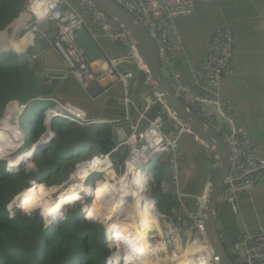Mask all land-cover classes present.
<instances>
[{
    "label": "built area",
    "instance_id": "1",
    "mask_svg": "<svg viewBox=\"0 0 264 264\" xmlns=\"http://www.w3.org/2000/svg\"><path fill=\"white\" fill-rule=\"evenodd\" d=\"M111 1L124 9L138 27L149 35L155 43L158 63L161 67H165L169 71L167 82L172 93L184 105L192 110L195 115L202 120L204 125L216 134L219 140L228 149V174L218 199L217 211L219 212L223 205H228L230 211L235 213L236 201L239 198L249 196L252 192L254 185L253 175L264 172V156H262L260 149L249 140L246 130L234 123L231 115V108L222 97L223 78L230 74L229 65L237 53V35L233 30L227 27L220 26L211 30L210 36L204 46V55L197 66L193 67L191 70L194 82L206 86L205 92L200 93L192 85L182 83L180 74L174 69L173 63L174 54L182 51L184 46L176 21L192 16L197 5L210 3L220 4L234 0ZM38 4L40 6L42 5L44 16L40 17L35 13H31L30 21L32 23L28 22L24 27L25 29L29 27L25 34L31 32L35 35L34 43L26 46L22 52H17L16 54H27L29 50L33 49L37 39H43L46 47L56 52L62 60L65 66L66 76L72 77L82 90L86 91L94 83L103 87L101 83L107 75L112 81L117 80L122 84L125 110L130 106L138 115L137 120H128L127 112L125 113L126 116L124 121L129 123L127 125L129 134H126L124 128L121 127L118 122L91 119L87 117V114L81 109L71 107L68 104L62 105L54 99V106L44 112L46 120L49 118L50 121V119H53L52 117H63L80 127H89L93 125L108 126L107 128L110 127L112 131H115V136L113 138L114 145L110 152L106 154L99 152L86 159H78L77 163L74 165L73 172H75L79 166L97 163L100 170L92 172L86 183L93 188L96 185L95 180H98L96 179L97 176H101L102 179V173L104 172L103 168L106 167L107 170L110 169L115 171V162L110 158V154L115 153L119 169V174L115 171L117 177L124 175L130 163H133L136 169L144 171L151 177L149 183L147 180H143L145 181L146 187L145 195L153 201L154 207H157L155 200L150 196V188L152 184H155V174L149 169V165L165 163L166 157L169 156L168 164H170L172 168V182L176 184L177 170L174 157L176 154L175 151L178 149V141L182 136L191 137L193 142L201 146L204 158L211 162L213 171L212 177L206 183L201 195L188 196L190 200H193L194 211H190L189 208L184 205L182 195L175 191L173 199L176 201L177 208L170 210L171 215L160 214L167 217L170 223H173L175 230L176 228L180 229L177 235L180 239V246L182 245V241L187 243L194 238H202L211 253V258H213L214 263L218 264L219 258L213 254L211 245L208 240L205 239L207 237L204 233L202 222L208 191L211 187V180L214 178L218 169L216 156L209 150L204 142L190 131L189 128H186L177 120L160 94L150 93L149 95H144L143 90L141 91V89H139V105L137 106V104L135 105V103H133L130 97H133L132 90L137 84L134 81L129 84V80L134 78V75L131 69L121 72L120 66L123 64L130 65L133 71L140 72L143 76L147 75L148 72L128 34L119 27L113 18L108 17L90 0H38ZM27 7L28 5H26L25 11ZM43 25L49 26V29L53 28L51 31L53 33H42L40 31V26L42 27ZM82 30L87 32L90 39L100 50L101 58L98 60H103L106 63L105 70L93 67L91 63L88 62L83 49L77 44L75 35ZM18 33L19 30L14 33L16 40H20L24 36H19ZM101 39L111 45L117 46L120 52L119 55L115 58L102 56V49L100 46ZM154 105L159 106L155 120L149 122L148 127L144 131L139 132V121L143 118L144 113ZM206 107H208V109H206ZM209 107L214 108V110L209 109ZM21 110L20 115L24 107H21ZM53 111H56V113ZM20 115L18 116V126ZM219 119L227 121L229 123V128L225 129L223 123L219 122ZM44 125L46 128L45 132L39 137L35 144H37L47 132V122ZM163 126H166L170 131V137L164 133ZM21 132L22 146L19 148V153L27 149L24 148L26 141L25 134L22 130ZM55 139L56 135L53 133V136L44 146L50 145ZM122 152H125V154ZM123 155L124 157H122ZM5 171L6 169L4 167V172ZM73 172L69 175V180H72L71 177ZM37 177L35 179H41L39 175ZM29 184H31V182H29ZM167 190L168 182L162 181L159 186L160 193L169 195ZM86 199L88 202H86ZM91 200L92 196H87L82 201L76 202L75 208L78 205L80 209L78 214L80 219L89 223L98 224L103 228L104 242L107 241L106 245L105 243L104 245L109 253L105 260V264H107V259L111 251L107 246L108 240L105 224L92 221L84 216L85 211L83 204H87ZM127 201L131 200L128 198ZM13 204L14 206L16 205L14 202ZM7 211L9 212L10 218L14 217L16 211L21 212L17 206L15 208L11 207L7 209ZM173 219H176L175 223ZM42 222L43 229L54 223L46 224L43 220ZM181 223L184 226H181ZM148 239L151 242L154 240V238ZM112 247L114 250L117 248L114 241H112ZM240 247L244 248V260L238 257ZM232 250L235 252L234 256L231 258L233 264H264V228L259 229L255 234L243 235L238 242L233 244ZM170 252L171 251H165L164 254ZM227 252L229 253V250H227Z\"/></svg>",
    "mask_w": 264,
    "mask_h": 264
},
{
    "label": "crops",
    "instance_id": "2",
    "mask_svg": "<svg viewBox=\"0 0 264 264\" xmlns=\"http://www.w3.org/2000/svg\"><path fill=\"white\" fill-rule=\"evenodd\" d=\"M176 25L184 46L182 51L177 52L173 56L174 69L180 74L182 83L192 85L200 93L205 92L206 86L194 82L191 70L201 61L204 55V46L210 36L211 30L221 26L227 27L236 33L237 53L229 65L230 74L223 78L222 97L231 108V115L234 123L246 130L249 140L260 149L262 156H264V0H234L220 4L210 3L197 5L192 16L177 20ZM52 30L53 28L49 29V26L43 25V30L41 32L44 34H51L53 33L51 32ZM12 36L15 35L13 34ZM42 42L43 39H37L33 49H37L38 45L42 44ZM100 43L102 56L115 58L119 55L120 52L117 46L111 45L103 39L100 40ZM1 53H14L16 57L22 58L28 62L29 71L31 73L22 88L27 86L30 82L33 71L36 68H42L48 72L50 71L55 77L66 72L65 66L62 64L58 54L46 47L42 55L43 59L40 62L36 61L35 56V58H32V55L16 54L17 52L14 50ZM97 62L94 61L91 65L93 66ZM127 69H131L134 75V78L129 80V84L133 81L137 84L132 90L133 97L130 98L133 103L138 106V90L141 89L143 85H146V77L140 72L133 71L130 65L123 64L120 66L121 72ZM101 84L103 87L99 85L102 91L99 98V100L101 99L100 106L92 105L94 104L93 102L87 101L85 93L83 92L84 90L78 86L74 79L69 81L66 79V82L62 85L63 88L61 90L63 94L61 95V99L38 100L25 107L19 119L32 116L34 108L36 110L35 116L28 119V126L25 128L27 134L22 127H20L25 134V142L27 143L32 139L28 148L33 146L38 138L45 132L46 128L44 124L46 123L45 121H47L45 115L43 117L42 130L36 131L35 128L30 127V124L35 121L41 109L45 107L49 109L54 106V99L62 105L68 104L82 111L86 110V112L88 110L87 114L91 119L114 121L118 118H125V113L128 111L129 107L125 110L122 84L117 80L112 81L111 78L106 82L103 81ZM143 92L144 95L150 94V92L145 90H143ZM52 118L53 129L55 123L59 122L57 127L60 130L62 139H64L65 134H67L64 133V131L75 132L73 136H70L66 146L69 147L77 144L81 146L91 145L93 146L91 151L93 154L90 153L91 155L99 153L97 145L92 143L80 144L78 142V134L84 130L88 131L90 128H103V131L96 129L99 132L95 137L92 136L96 140H103L109 137L113 132L110 127L107 128L108 126L93 125L89 127H80L63 117ZM222 122L224 128L228 129L229 123L227 121ZM54 133L56 139L36 155L35 161L38 156L45 157L48 161L50 160V162L56 160L54 158L55 156L53 157L54 154L52 149L56 147L59 140L55 130ZM164 133L170 137L171 133L168 129L164 131ZM178 142V149L175 151L176 154L174 157L177 170L176 184L172 182V168L170 164H168L169 156L166 157V162L162 163V165L167 168L164 176L170 179L167 190L169 195H162L165 196V198L168 197L169 203H175L171 205L168 210L177 208L176 201L173 199L175 191L182 195V201L184 205L187 206L186 200H190L188 196L201 195L206 183L211 179L213 173L211 162L204 158L203 150L199 144L193 142L191 137L187 136H182ZM122 153L124 154V152ZM81 156L82 153H78L76 157H67L64 153V160H60L59 165L64 163V166L72 168L71 163L73 161L88 158H82ZM63 169L64 167L57 166L54 169H48L47 172L37 171L36 177L39 175L45 180L50 178L51 175L54 176L61 172ZM155 178H157L158 183L160 181H166L164 177H159V179L155 175ZM253 179L254 185L251 194L239 198L236 201L235 213L230 211L228 205H223L219 211V222L224 227L221 233V240L226 250L233 251V244L238 242L243 235L255 234L259 229L264 228V172L256 174ZM160 204L161 202H158L157 206Z\"/></svg>",
    "mask_w": 264,
    "mask_h": 264
},
{
    "label": "bare ground",
    "instance_id": "3",
    "mask_svg": "<svg viewBox=\"0 0 264 264\" xmlns=\"http://www.w3.org/2000/svg\"><path fill=\"white\" fill-rule=\"evenodd\" d=\"M24 13L28 17L22 23L14 25L17 31L21 29L20 27L26 26L28 22H31V13H35L40 17L44 16L43 7L38 4V0H31ZM34 39L35 35L31 32L25 34L20 40H16L15 36L0 33V49H13L15 52H22L26 46L34 43ZM93 66H98L102 70L106 69V63L103 60H98ZM108 79L110 78L106 75L104 82ZM13 104L18 105L15 101L11 103V105ZM21 111L19 105L13 106L8 117L0 120V143L4 148L3 152L4 150L8 152V155H4L5 157L18 156L17 152L21 147L20 143H22V132L17 121ZM53 112L56 113V111ZM46 122L47 132L37 143V148L35 149L31 146L27 152L23 151L21 155L27 156V153L38 152L39 149V152L42 151L41 149L44 147V144L53 136L52 131L48 128L49 118ZM0 159L5 160L1 156ZM9 167L8 164V172H11L10 170L13 172L21 166L15 170ZM97 170H100L97 163L79 166L73 172L72 180H70L71 183L68 182L70 184L66 188V191H64L65 189L61 191L60 186L45 188L41 191L32 190L26 196L23 195L19 199V205L25 212L26 210H30L27 207H42V216L44 221L47 220L45 223L50 224L54 222L58 224V214L63 208H67L70 205L73 206L72 203L78 200L79 195V201L82 200L83 195L85 197L92 196L94 201L90 207H84V215L93 217L90 220L105 224L106 230H114V232L120 235H127L131 232V236L126 243L132 245V235L137 238L138 247L143 249V264H215L202 238H194L180 246V239L177 236L180 229L176 228L175 230V226L169 222L167 217L158 214L153 201L145 195L146 187L143 180H147L149 183L151 177L144 171L136 169L134 164L130 163L124 175L117 177L115 171L107 170L105 167L103 168L102 179L95 180L96 185L93 188H88L86 184L88 177L92 172ZM55 192H58L59 195L53 199L51 195ZM24 196L25 204L22 200ZM128 198L131 200L130 205L126 202ZM92 206L93 208L91 209ZM90 209L92 212L89 214ZM45 215L49 218L53 217V219H48ZM181 226H183L182 223ZM148 238H154V240L151 242ZM205 239L208 240V238ZM132 251L136 252L137 250L131 248L129 254L134 256L131 254ZM165 251L171 252L164 254Z\"/></svg>",
    "mask_w": 264,
    "mask_h": 264
},
{
    "label": "trees",
    "instance_id": "4",
    "mask_svg": "<svg viewBox=\"0 0 264 264\" xmlns=\"http://www.w3.org/2000/svg\"><path fill=\"white\" fill-rule=\"evenodd\" d=\"M25 2L27 4L28 0H0V30L4 29L13 20V24H17L27 19L28 15L22 12ZM0 32L6 33L4 31ZM30 73L29 64L26 60L16 57L14 53H0V114L9 100H15L16 93L27 82ZM11 106L18 105L13 104ZM46 109V107L41 109L35 121L30 124V127L35 128L36 131L43 128V117ZM25 133L27 134V130H25ZM59 144L52 149L56 160L48 163L51 165L49 169H54L59 166L60 160H64L62 149L56 153ZM3 149L0 143L2 152ZM2 152L0 151V156L9 162V168L14 170L19 165L23 166L34 158L29 154L30 152L27 153V156L21 155V152L17 157H5ZM5 160L0 159V264H105L108 250L104 246L103 228L98 224L89 223L78 218L79 208L76 207L73 210H77V212L66 213L63 221L43 229L42 220L44 221V218L41 212L37 213L38 215L27 216L26 212L20 207L18 200L34 190L32 183L37 179L31 176L27 179V174L23 171L10 176L18 172L19 169L8 172ZM76 163L77 161L71 163V172H73ZM30 181L31 184H29ZM47 182L46 180L42 183ZM15 195L16 198L13 202L21 212L24 211L26 216L32 220L25 217L20 211H16L13 218L9 217L7 205ZM25 196L22 198L24 203ZM46 217L50 219L48 216ZM62 217L63 215L58 218V221ZM85 217L88 218L89 216ZM106 235L107 246L111 251L107 264H120L123 245L118 241V238L124 240L126 236L120 235L114 230H106ZM99 240L100 246L97 244ZM111 240L115 242L117 247L115 250L112 247ZM131 240L135 249H137L136 252L132 251L131 254L137 255L139 254V248L134 243L136 241L134 235H132Z\"/></svg>",
    "mask_w": 264,
    "mask_h": 264
},
{
    "label": "water",
    "instance_id": "5",
    "mask_svg": "<svg viewBox=\"0 0 264 264\" xmlns=\"http://www.w3.org/2000/svg\"><path fill=\"white\" fill-rule=\"evenodd\" d=\"M94 3L103 13L108 17L113 18L119 27L128 34L130 40L136 48V51L141 58L143 64L145 65L148 74L146 77V85L141 87L142 90L148 91L150 93H158L161 95L163 101L170 109V111L175 115L178 121H180L186 128L196 135L202 142L207 145L209 150L216 156L218 162V169L214 178L211 180V187L208 191L205 210L203 212V228L208 242L211 245L212 252L215 256L219 258L218 264H233L231 258L228 256V252L224 247L221 240V233L224 227L219 222L220 214L217 211V203L225 184V179L228 174L229 168V151L225 145L219 140V138L211 130H209L202 120L198 118L195 113L190 110L186 105H184L171 91L168 86L167 78L169 76V71L165 67H161L157 59V50L155 43L152 41L149 35H147L143 30H141L138 25L132 20L131 16L117 4L111 0H90ZM13 22L6 26L3 31H7L11 28ZM47 26V25H46ZM43 30V26H40V31ZM75 40L77 44L83 49L88 62L92 63L99 58H101V52L93 43V41L88 36L85 30H82L75 35ZM45 43L38 45L37 49H32L27 52L28 55L36 57V61L40 62L43 59V53L45 51ZM47 48V47H46ZM10 50L1 49V52H9ZM62 61V60H61ZM63 64V62H62ZM64 65V64H63ZM66 79L73 80L70 76H66V72L62 75L53 76V74L42 68H36L33 71L32 79L24 88L20 89L15 95V102L20 107H27L34 101L40 100H50L53 98L61 99L62 85L66 82ZM141 90V91H142ZM88 102H93L96 106H100L101 99L100 95L102 91L97 83L92 84L86 91H83ZM89 94V96H88ZM159 106L154 105L148 111L144 113L143 118L139 121L138 131L142 132L147 127L149 122L155 120L157 116ZM208 109V107H206ZM209 109L214 110V108L209 107ZM87 114L86 110H84ZM6 112V109L4 113ZM128 120H137L138 115L132 107L129 106L127 111ZM87 117L90 116L87 114ZM125 118H118L114 120L118 122L121 127L124 128L126 134H129L127 125L128 122L124 121ZM219 122L223 123L219 119ZM49 129L53 131V120L49 121ZM55 134V133H54ZM115 136V131L112 134L103 139L96 140L92 137L88 131L84 130L78 134V142L80 144L92 143L97 145L99 152L108 153L113 147V138ZM36 145V144H35ZM45 147V146H44ZM42 150V149H41ZM40 151V149H39ZM35 152L34 156L39 153ZM19 152V150H18ZM17 152V153H18ZM110 158L115 162V171L119 174L117 156L115 153L110 154ZM35 158L32 160L34 163ZM23 168V167H21ZM19 168V170L21 169ZM256 174L253 175V178ZM157 213L160 214L157 207H155ZM184 226V225H183ZM184 241H182V244ZM238 257L244 260V248L240 247L238 251Z\"/></svg>",
    "mask_w": 264,
    "mask_h": 264
},
{
    "label": "rangeland",
    "instance_id": "6",
    "mask_svg": "<svg viewBox=\"0 0 264 264\" xmlns=\"http://www.w3.org/2000/svg\"><path fill=\"white\" fill-rule=\"evenodd\" d=\"M31 2V0H28V3L26 4V2L23 4V11L22 12H24L25 11V8H26V5H28L29 3ZM14 21V20H13ZM12 21V22H13ZM11 22V23H12ZM10 23V24H11ZM32 23V22H31ZM13 25H15V24H13ZM12 25V26H13ZM8 26V25H7ZM12 26H11V28L7 31V33H4V34H6V35H8V36H12L15 32H16V30H15V28H14V26H13V30H12ZM6 27V26H5ZM4 27V28H5ZM25 26H23V27H20L21 29L19 30V36H21V35H25V33H26V31L28 30V28L29 27H27V29H25L24 28ZM15 30V31H14ZM0 31H3V29L2 30H0ZM13 31V32H12ZM12 32V33H11ZM0 33H3V32H0ZM11 33V34H10ZM10 51H12V50H10ZM28 51V50H27ZM29 52V51H28ZM22 55H25V54H22ZM25 57V56H24ZM12 101H14V100H9L6 104H5V106H4V108H3V110H2V112H1V114H0V120H2V119H6L7 117H8V114L10 113V111H11V108H12V106H11V103H12ZM11 106V107H10ZM5 109H6V112L4 113V111H5ZM35 113H36V110H35V108H34V110L32 111V116H26V117H24V118H20L19 119V125H20V127H22V129L25 131V128L28 126V119L29 118H33V116H35ZM3 117V118H2ZM27 118V119H26ZM17 123H18V121H17ZM58 124H59V122L58 123H55V125H54V129H53V131L55 130V132L57 133V136H58V140H60V141H58V150L56 151V153H58L61 149L64 151V153L67 155V157H76L77 156V154L78 153H82V158H84V157H89L91 154H93V152L91 153V151H92V149H93V146H91V145H85V146H81V145H79V144H77V145H74V146H66L67 145V143L69 142V139H70V136H73L74 134H75V132H72V131H67V132H65L64 131V133H67V134H65V136H64V139H62L61 138V134H60V130L58 129ZM96 129H98L99 131H103V128H90L89 130H88V132H89V134L91 135V136H96V134L99 132L98 130H96ZM167 127L166 126H163V130L164 131H167ZM60 138V139H59ZM32 141V139H30L27 143L25 142V144H24V148H28V146L30 145V142ZM20 146H22V143H20ZM33 148H37V144L36 145H34L33 146ZM98 148V147H97ZM43 150V149H42ZM23 151V150H22ZM25 152H27L26 150H24ZM2 152V151H1ZM34 153H35V151L34 152H31V153H29L31 156H34ZM91 153V154H90ZM18 154H19V152H18ZM124 154H125V152H124ZM3 155H8V152H6L5 150H4V152H3ZM30 155L28 156V158L30 157ZM53 155V154H52ZM53 157H54V155H53ZM122 157H124V155L122 156ZM10 158V157H9ZM33 160V159H32ZM32 160L30 161V162H28V163H26V164H24L23 166H21V167H23V168H21L20 170H18V172H16V173H14V174H11L10 176H14V175H16L17 173H19V172H21V171H23V172H25V174H27V179L31 176V177H35L36 178V172L39 170V171H41V172H47L48 171V169L50 168V166L51 165H49L48 164V162H50V160L48 161V159H46L45 157H40V156H38L37 158H36V161L32 164ZM7 162V161H6ZM47 162V163H46ZM53 163V162H52ZM9 164V162H7L6 163V165H8ZM20 166V165H19ZM18 166V167H19ZM59 166H62V167H64V169L61 171V172H59V173H57V174H55L54 176H52L51 175V177L50 178H47V179H45V180H43L41 177V179H37V180H35L33 183H32V186L34 185V190H38V191H41V190H43V189H45V188H52V187H55V186H57V187H61V185H62V187L60 188L61 189V191L62 190H64V191H66V188L69 186V184L71 183V181L69 180V173L72 171V168H69L68 166H64V163H61ZM17 167V168H18ZM16 168V169H17ZM7 170H8V168H6ZM149 169L156 175V177H160V178H163L164 177V179L167 181V182H169L170 181V179H169V177H167V176H164L165 175V172H166V170H167V168L164 166V165H162V164H159V165H149ZM14 170V169H13ZM11 172H12V170H10ZM69 172V173H68ZM34 173H35V175H34ZM72 173V172H71ZM38 178V177H37ZM159 178V179H160ZM26 179V180H27ZM96 179H98V180H101V176H97V178ZM42 180V181H41ZM46 180L48 181L47 183H40V182H46ZM67 180H69V181H67ZM32 181V180H31ZM155 184L153 185L152 184V186H151V192H150V196L155 200V202H156V204H158V202H161V204L160 205H158L157 206V209H158V211L161 213V214H163V215H171L170 214V210H168V208L171 206V205H174L175 203H169V201H168V197L167 198H165V196H163L160 192L161 191H159V186H160V183L162 182H160V183H158L157 182V178H155ZM39 182V183H38ZM68 182H70V183H68ZM165 182V181H164ZM66 183H68V184H66ZM64 184H66V185H64ZM35 187H38V188H35ZM87 187L89 188V187H92V186H90V185H88L87 184ZM87 188H86V185H85V190H86ZM84 190V191H85ZM83 191V192H84ZM18 194V193H17ZM16 194V195H17ZM16 195L12 198V200L9 202V204L7 205V209H10L11 207H16V205L14 206V204H13V199H15L16 198ZM58 195H59V193L58 192H55L54 194H52L51 195V197H53V199H55L56 197H58ZM84 198H86L84 195H83V197H82V200L84 199ZM79 199H80V195H79V197H78V200L76 201V202H78L79 201ZM93 199V198H92ZM19 200V199H18ZM82 200H80V201H82ZM127 200V199H126ZM94 201V199L93 200H91L89 203H87V204H83L84 205V207H86V208H88V207H90V205L92 204V202ZM76 202H74V203H72V205L73 206H69V207H67V208H63V210L62 211H60V213L58 214V217L60 218L62 215H63V217L59 220V221H57L58 223H60L61 221H63L64 220V218H65V216H66V213L67 214H71L72 212H77V210H73V208H75V205H76ZM86 202H88V200L86 199ZM127 202V204L128 205H130V201H126ZM27 203H28V198H27ZM25 204V203H24ZM186 204H187V206H188V208H189V210L190 211H194L195 210V208H194V206H193V200H186ZM94 206V205H93ZM93 206L91 207V209L93 208ZM27 207V206H26ZM77 207H78V205H77ZM28 209H30V210H26V214H27V216H32V215H34V214H37V213H39V212H41V214L43 213V208L41 207V208H39V207H37V206H32V207H27ZM45 208V207H44ZM79 208V207H78ZM68 209H72V210H68ZM68 210V211H67ZM80 210V209H79ZM92 212V210H90V212H89V214ZM22 214L25 216V217H27L26 216V214H25V212L24 211H22ZM38 215V214H37ZM35 217V216H34ZM28 218V217H27ZM78 218H79V215H78ZM91 218H93V217H91ZM28 219H31V218H28ZM50 219H53V217L51 218L50 217ZM32 220V219H31ZM45 221H47V220H45ZM93 221V220H92ZM173 221H174V223H175V221H176V219H173ZM97 222V221H96ZM129 232V231H128ZM126 236V239H120V238H118V241L119 242H121L122 243V245H123V248H122V254H121V258H120V264H143V249L142 248H140V247H138V244H137V238H135L136 239V241L134 242L135 244H136V246L139 248V250H138V252H139V254L138 255H134V256H131L130 254H129V252H130V250H131V248L133 249V250H137V249H135V247H134V244H132V245H128L126 242H127V240L129 239V237L131 236V232H129L127 235H125ZM124 236V237H125ZM107 242V241H106ZM106 242H105V245H106ZM98 246H100V240L98 241ZM104 245V246H105ZM234 254H235V252H233V251H231V250H229V253H228V256L230 257V258H232L233 256H234ZM107 255H109V253L107 254Z\"/></svg>",
    "mask_w": 264,
    "mask_h": 264
},
{
    "label": "clouds",
    "instance_id": "7",
    "mask_svg": "<svg viewBox=\"0 0 264 264\" xmlns=\"http://www.w3.org/2000/svg\"><path fill=\"white\" fill-rule=\"evenodd\" d=\"M27 149H28V148H27ZM30 182H31V181H30ZM7 212H8V211H7ZM8 215H9V212H8ZM53 224H54V223H53ZM53 224H52V225H53ZM50 226H51V225H50Z\"/></svg>",
    "mask_w": 264,
    "mask_h": 264
}]
</instances>
